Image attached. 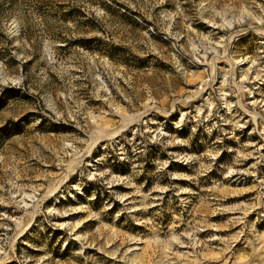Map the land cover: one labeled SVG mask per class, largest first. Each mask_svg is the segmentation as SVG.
<instances>
[{
	"label": "rangeland",
	"instance_id": "1",
	"mask_svg": "<svg viewBox=\"0 0 264 264\" xmlns=\"http://www.w3.org/2000/svg\"><path fill=\"white\" fill-rule=\"evenodd\" d=\"M1 1L0 264H264V0Z\"/></svg>",
	"mask_w": 264,
	"mask_h": 264
},
{
	"label": "trees",
	"instance_id": "2",
	"mask_svg": "<svg viewBox=\"0 0 264 264\" xmlns=\"http://www.w3.org/2000/svg\"><path fill=\"white\" fill-rule=\"evenodd\" d=\"M15 2H16V0H9V4H12V5H14L15 4ZM1 5H2V1H1V3H0V7H1ZM30 35V34H29Z\"/></svg>",
	"mask_w": 264,
	"mask_h": 264
}]
</instances>
